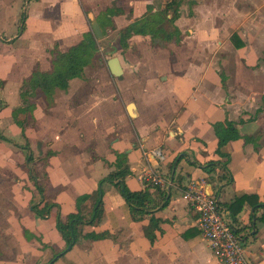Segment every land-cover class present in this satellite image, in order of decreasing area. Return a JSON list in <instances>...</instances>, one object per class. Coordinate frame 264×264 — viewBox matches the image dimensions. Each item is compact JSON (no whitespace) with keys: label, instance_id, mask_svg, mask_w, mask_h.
Returning <instances> with one entry per match:
<instances>
[{"label":"crops","instance_id":"0c3cea01","mask_svg":"<svg viewBox=\"0 0 264 264\" xmlns=\"http://www.w3.org/2000/svg\"><path fill=\"white\" fill-rule=\"evenodd\" d=\"M168 1L0 0V264H216L181 196L191 181L211 185L232 220L228 205L250 197L232 222L250 262L264 264V209L254 206L264 204V0H183L175 18L161 12ZM157 15L161 32L132 33L121 46V30ZM87 33L96 50L79 75L25 102L33 71L51 72ZM225 49L233 55L215 57ZM113 56L119 76L107 66ZM226 122L238 137L218 154L214 125ZM26 144L53 204L45 217L31 207L39 198ZM115 172L149 193L147 213L133 217L104 180ZM99 189L100 220L81 224L55 257L66 246L57 217L83 195L88 217Z\"/></svg>","mask_w":264,"mask_h":264},{"label":"trees","instance_id":"16d2710c","mask_svg":"<svg viewBox=\"0 0 264 264\" xmlns=\"http://www.w3.org/2000/svg\"><path fill=\"white\" fill-rule=\"evenodd\" d=\"M183 0H169L164 5L162 14L167 13L168 11L172 12V18H175L178 14V7L182 3ZM159 15L151 17V19H145L140 22H134L129 24L120 32V44L121 46L126 45V40L132 33H145V32H161V22L162 20L158 18ZM96 50V43L95 40L92 38L90 33L84 35V42L70 48L67 51V55L65 58L57 62L53 65V69L51 72H41V71H33L29 80L24 82L25 86V93L23 94V100L26 102L28 100L29 93L31 94L34 90L39 89L41 90L48 98L51 97V94L55 87L65 88L67 85V79L71 77H75L79 75V70L82 66L89 63L93 57V54ZM22 112H27L29 110V105L26 108L21 109ZM20 110V111H21ZM19 110L13 112L16 113ZM214 131L218 138V147L217 153L220 154V147L224 145L227 141L231 139H235L238 137V133L236 129L233 127L231 122H226L225 125L223 124H215ZM0 139L7 140V138L0 133ZM246 140H249L250 137H246ZM26 162L29 165V178L34 183L36 192L38 194L37 202H33L31 204L32 209L35 213L41 217H45L50 212V209L53 207L51 202H48L44 198V185L43 182L39 181L38 173L33 169V157L32 152L30 151L28 145L22 147ZM213 164H208L207 166L210 167ZM104 180H108L110 182L115 183L119 186L121 193L125 199L127 206L129 207L133 217L141 216L143 213H147L151 208V197L146 190L140 191H131L124 183L122 178L121 172H115L109 174L104 178ZM103 180V181H104ZM89 196L83 195L77 198L76 200V211L68 214L64 220H62L59 216L56 219L57 229L63 236L65 240L66 246L65 249L56 254L55 257L62 255L65 251L69 250L73 244L77 241L80 233H79V226L84 223H92L94 221H99L102 213V191L99 189L97 191V201L90 212L88 217H84L80 210L81 202L87 199ZM250 199L249 196H239L236 197L229 205L228 208L231 212V216L233 218V222L237 220L236 216L238 212L241 210L242 204L244 199ZM166 201L163 202L160 207L165 206ZM255 208L262 207L264 209V204H254ZM264 216L261 215L260 219L262 220ZM235 232L239 233V230L235 227ZM107 232L95 234L93 232L84 234L85 237L88 238H103L105 237ZM242 237V236H241Z\"/></svg>","mask_w":264,"mask_h":264},{"label":"built area","instance_id":"2783aa9c","mask_svg":"<svg viewBox=\"0 0 264 264\" xmlns=\"http://www.w3.org/2000/svg\"><path fill=\"white\" fill-rule=\"evenodd\" d=\"M181 196L194 210L196 228L207 242L216 264H252L245 253L241 234L235 232L228 210L220 205L213 191L208 193L204 183L191 181Z\"/></svg>","mask_w":264,"mask_h":264},{"label":"water","instance_id":"95a60500","mask_svg":"<svg viewBox=\"0 0 264 264\" xmlns=\"http://www.w3.org/2000/svg\"><path fill=\"white\" fill-rule=\"evenodd\" d=\"M91 29L95 35V37L97 39H100L102 38V33H101V30L98 26V23L97 21L93 18L91 19ZM107 66L109 68V71L110 73L113 75V76H119L122 72L121 70V67L119 65V61L117 59V57L113 56L111 58H109L107 60ZM133 106V104H129L128 107H127V110L128 112L132 115L131 113V107ZM205 190L208 192V193H212V190H211V185L209 184H206L205 186Z\"/></svg>","mask_w":264,"mask_h":264},{"label":"rangeland","instance_id":"374dc122","mask_svg":"<svg viewBox=\"0 0 264 264\" xmlns=\"http://www.w3.org/2000/svg\"><path fill=\"white\" fill-rule=\"evenodd\" d=\"M232 53H233L232 50H227V49L219 50L217 52L215 51V57L219 56V57H222V58H227L228 56L233 55ZM7 154H9V152H7ZM5 170L9 171V170H11V167L7 165ZM6 181H9V179H7Z\"/></svg>","mask_w":264,"mask_h":264}]
</instances>
